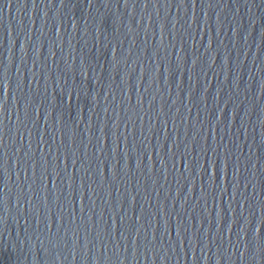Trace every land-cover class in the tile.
Segmentation results:
<instances>
[{
	"label": "water",
	"instance_id": "1",
	"mask_svg": "<svg viewBox=\"0 0 264 264\" xmlns=\"http://www.w3.org/2000/svg\"><path fill=\"white\" fill-rule=\"evenodd\" d=\"M0 102V264H264V0H0Z\"/></svg>",
	"mask_w": 264,
	"mask_h": 264
},
{
	"label": "snow or ice",
	"instance_id": "2",
	"mask_svg": "<svg viewBox=\"0 0 264 264\" xmlns=\"http://www.w3.org/2000/svg\"><path fill=\"white\" fill-rule=\"evenodd\" d=\"M64 2V0H62V3ZM88 2H89V4H91V0H88ZM89 69H91V68H89ZM81 72H82V74H83V76L84 77H86L87 76V71H85V69L84 68H81ZM3 86V85H2ZM0 110H3V102H0ZM205 174L207 175L208 174V169L207 168H205ZM181 175H183V174H181ZM233 199H235V197H233ZM231 207V205H229V208ZM229 219V216H228V210H224V216H223V218H222V220L223 221H227ZM256 231H258L257 229H255L254 230V232H253V234H252V238H253V240H257V241H260V242H264V241H262L261 240V237L259 236V237H256L255 235H254V233L256 232ZM259 246V245H258Z\"/></svg>",
	"mask_w": 264,
	"mask_h": 264
}]
</instances>
